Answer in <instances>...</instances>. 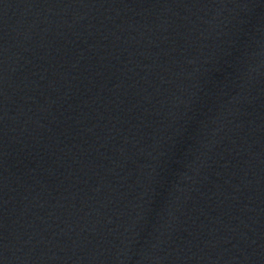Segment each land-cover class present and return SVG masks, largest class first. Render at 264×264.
Wrapping results in <instances>:
<instances>
[{
	"label": "water",
	"instance_id": "1",
	"mask_svg": "<svg viewBox=\"0 0 264 264\" xmlns=\"http://www.w3.org/2000/svg\"><path fill=\"white\" fill-rule=\"evenodd\" d=\"M0 264H264V0H0Z\"/></svg>",
	"mask_w": 264,
	"mask_h": 264
}]
</instances>
